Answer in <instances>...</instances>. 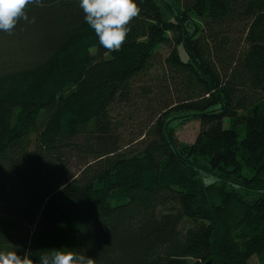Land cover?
<instances>
[{
	"label": "trees",
	"instance_id": "1",
	"mask_svg": "<svg viewBox=\"0 0 264 264\" xmlns=\"http://www.w3.org/2000/svg\"><path fill=\"white\" fill-rule=\"evenodd\" d=\"M42 2L0 31V251L264 264V0H135L117 52Z\"/></svg>",
	"mask_w": 264,
	"mask_h": 264
},
{
	"label": "clouds",
	"instance_id": "2",
	"mask_svg": "<svg viewBox=\"0 0 264 264\" xmlns=\"http://www.w3.org/2000/svg\"><path fill=\"white\" fill-rule=\"evenodd\" d=\"M31 5L44 7L42 0H0V31L11 35L21 20L35 23V17L30 19L27 14ZM79 7L99 44L108 52L122 48L131 31L129 25L141 12L135 0H79ZM30 257V251L23 256L16 251H0V264H36ZM39 264H96V260L79 251L51 249L40 255Z\"/></svg>",
	"mask_w": 264,
	"mask_h": 264
},
{
	"label": "rangeland",
	"instance_id": "3",
	"mask_svg": "<svg viewBox=\"0 0 264 264\" xmlns=\"http://www.w3.org/2000/svg\"><path fill=\"white\" fill-rule=\"evenodd\" d=\"M199 130V124L197 122H190L180 125L176 128V137L178 141L182 144H191L194 142L196 135ZM214 177L208 174H203V180L214 181ZM251 264H259L255 257L251 259Z\"/></svg>",
	"mask_w": 264,
	"mask_h": 264
},
{
	"label": "water",
	"instance_id": "4",
	"mask_svg": "<svg viewBox=\"0 0 264 264\" xmlns=\"http://www.w3.org/2000/svg\"><path fill=\"white\" fill-rule=\"evenodd\" d=\"M203 264H212V261H211V260H208V261H206V262L203 263Z\"/></svg>",
	"mask_w": 264,
	"mask_h": 264
}]
</instances>
